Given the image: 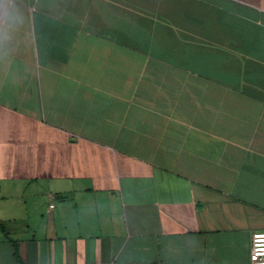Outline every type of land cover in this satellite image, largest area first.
<instances>
[{"label": "crops", "instance_id": "crops-1", "mask_svg": "<svg viewBox=\"0 0 264 264\" xmlns=\"http://www.w3.org/2000/svg\"><path fill=\"white\" fill-rule=\"evenodd\" d=\"M256 231L264 0H0V264H251Z\"/></svg>", "mask_w": 264, "mask_h": 264}, {"label": "built area", "instance_id": "built-area-1", "mask_svg": "<svg viewBox=\"0 0 264 264\" xmlns=\"http://www.w3.org/2000/svg\"><path fill=\"white\" fill-rule=\"evenodd\" d=\"M52 198L56 196L51 195ZM54 205L51 204V207ZM251 264H264V231H256L252 235Z\"/></svg>", "mask_w": 264, "mask_h": 264}]
</instances>
